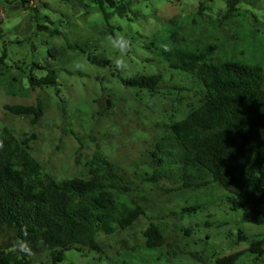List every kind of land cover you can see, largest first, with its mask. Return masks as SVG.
<instances>
[{"label":"rangeland","instance_id":"374dc122","mask_svg":"<svg viewBox=\"0 0 264 264\" xmlns=\"http://www.w3.org/2000/svg\"><path fill=\"white\" fill-rule=\"evenodd\" d=\"M236 6L232 16L218 21L223 0H135L131 8L136 14L129 13L130 19L113 13L108 20L117 27L115 35L124 33L131 40L127 68L118 70L114 59L120 53L95 4L30 0L21 7L18 0H0V129L6 127L16 136L34 132L29 153L57 180L86 176L94 156L101 165L94 166L95 172L106 179L105 157L131 179V194L144 210L120 230L108 218L107 231L96 235L99 250L66 248L56 264L198 262L191 251L206 264L214 256L246 248L252 237L264 234V225L240 219L239 197L215 184L166 191L173 184L165 179L156 184L139 180L148 170L152 139L166 133L168 121L196 103L192 91L173 88L192 85L189 75L169 69L153 52L156 48L209 42L215 45L213 59L257 62L264 69V0H238ZM150 41L155 44L152 51L144 47ZM50 48L56 51L52 55ZM47 68L55 70L53 83L29 84V74L37 77ZM156 71L163 79L154 92L125 86L117 76ZM36 101L41 102L42 114L33 126L26 116L4 108ZM98 191L111 198L109 213L129 205L128 197L116 188ZM183 205L195 207L179 212ZM149 221L165 225L166 244L144 246L141 231ZM238 233L245 238L239 239ZM5 237L0 231V243ZM29 258L27 264L46 260L44 253ZM47 262L51 264L49 257ZM234 264H264V251L259 259L244 251Z\"/></svg>","mask_w":264,"mask_h":264},{"label":"trees","instance_id":"16d2710c","mask_svg":"<svg viewBox=\"0 0 264 264\" xmlns=\"http://www.w3.org/2000/svg\"><path fill=\"white\" fill-rule=\"evenodd\" d=\"M29 1L18 0L21 7ZM87 1L99 8L105 31L113 38L116 36L113 29L117 27L108 22L111 14L127 19L129 13L136 14L131 8L135 0ZM223 1L218 21H225L237 8L238 0ZM144 47L152 51L155 44L150 41ZM214 48L208 42L201 46L172 44L153 51L169 69L189 75L192 85L174 84L173 88L192 91L196 103L181 117L168 121L166 133L152 139L148 170L139 175V180L156 184L165 179L173 184L166 191L215 184L229 195L239 197L241 220L264 225V69L257 62L213 59ZM48 52L52 55L56 51L50 48ZM33 66L45 68L36 63ZM162 75L156 71L117 76L125 86L154 92L162 82ZM55 76V70L47 68L43 75L29 74L28 81L30 85H48L55 81ZM4 108L26 116L30 126L42 114L40 101L4 104ZM34 137L32 131L16 136L6 127L0 129V231L6 233L0 243V264H27L30 255L40 253L46 258L42 264H48V257L51 264H56L66 248L99 250L96 235L100 230L107 231L104 228L108 218L120 230L143 213L142 205L131 194V179L105 157L102 156L106 179L95 172L94 166L101 165L94 156L88 161L86 176L57 180L29 153V142ZM112 188L129 199V205L116 213L108 212L111 198L98 191ZM194 207L183 205L178 210ZM188 229L183 227L185 232ZM164 231V224L149 221L141 231L144 246L166 244ZM237 237L245 238L241 233ZM21 242L27 248L22 249ZM244 251L259 259L264 251V234L252 237L246 248L214 256L206 264H234ZM190 254L198 262L173 264H205L197 252Z\"/></svg>","mask_w":264,"mask_h":264},{"label":"clouds","instance_id":"9594fccd","mask_svg":"<svg viewBox=\"0 0 264 264\" xmlns=\"http://www.w3.org/2000/svg\"><path fill=\"white\" fill-rule=\"evenodd\" d=\"M110 42L112 46L115 47L120 53V55L114 59V64L116 69L118 70L126 69L127 68L126 55L131 48L130 38L124 33H117L114 38H110ZM20 246L22 249L27 248V245L24 244L23 242H21Z\"/></svg>","mask_w":264,"mask_h":264}]
</instances>
